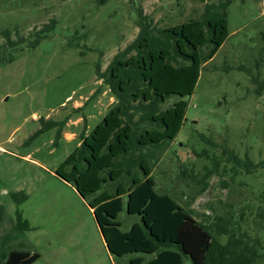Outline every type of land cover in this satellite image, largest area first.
<instances>
[{
  "label": "rangeland",
  "instance_id": "1",
  "mask_svg": "<svg viewBox=\"0 0 264 264\" xmlns=\"http://www.w3.org/2000/svg\"><path fill=\"white\" fill-rule=\"evenodd\" d=\"M218 1L0 0V45L4 30L18 28L25 36L50 19L57 21L51 36L35 49L13 52V62L0 64V251L37 253L32 264H130L136 257L151 258L111 255L86 201L55 175L77 141L60 137L53 145L57 127L33 135L44 122L65 125L75 120L81 115L73 109L75 102L85 103L87 98L84 107L94 105L91 98L100 93L96 89L106 87L97 85L95 67L105 70L137 37V8L160 29L199 19L207 5ZM226 12L229 36L202 65L194 94L183 98L188 107L182 127L171 144L156 152L152 174L160 193L173 196L196 220L208 217L209 222L225 225L254 245L252 264H264V89L256 94L248 73L264 78V0H232ZM179 99L170 96L161 109ZM80 129L81 124L72 131L79 134ZM225 149L257 167L234 177L223 174L224 165L230 168L221 156ZM204 150L219 161L220 174L207 179L202 190L203 167L210 166L197 155ZM183 168L196 178L183 176ZM18 192L26 195L19 205L11 197ZM16 211L28 223L27 230L14 228ZM117 220L122 231L140 222L125 209ZM184 264H191L188 257Z\"/></svg>",
  "mask_w": 264,
  "mask_h": 264
},
{
  "label": "trees",
  "instance_id": "2",
  "mask_svg": "<svg viewBox=\"0 0 264 264\" xmlns=\"http://www.w3.org/2000/svg\"><path fill=\"white\" fill-rule=\"evenodd\" d=\"M231 2L211 3L199 19L160 29H155L152 18L137 8V37L113 56L105 70L101 71L99 64L95 67L96 79L107 86L116 102L87 136L80 135V145L54 172L86 201L111 255L151 256L148 260L143 256L133 258L130 264H184V257L191 264H252L256 259L254 245L225 225L209 222L208 217L196 220L173 196L160 193L152 174L154 161H158L156 152L171 144L182 127L188 107L183 98L194 94L202 65L215 56L229 36L226 10ZM56 25V19H50L25 36L18 28L2 31L0 64L13 62V52L35 49L51 36ZM204 48L206 53H202ZM248 73L255 93L260 95L264 78ZM172 95L180 99L161 109ZM63 125L44 122L33 136L57 127L56 145ZM209 144L216 146L211 141ZM197 155L210 162L203 167L201 178L205 190L207 179L219 173L220 165L205 150ZM221 156L230 165L228 170L222 167L225 175L230 172L232 177L238 176L240 171L247 174L257 167L228 149L222 150ZM191 173L182 170L183 176L195 179ZM11 197L17 205L26 200L22 192ZM124 209L140 219L128 231H122L117 220ZM14 228H29L19 211ZM221 237H226L225 243L219 241ZM38 258L37 253L22 249L0 251V264H32Z\"/></svg>",
  "mask_w": 264,
  "mask_h": 264
},
{
  "label": "crops",
  "instance_id": "3",
  "mask_svg": "<svg viewBox=\"0 0 264 264\" xmlns=\"http://www.w3.org/2000/svg\"><path fill=\"white\" fill-rule=\"evenodd\" d=\"M97 85H101L100 87H102V82L101 80H96ZM96 91L100 92L96 97H90L91 101L94 105H90L87 104L85 107V103L88 102L89 100L87 98H84L83 102H75L74 103V107L73 109L75 111H77V114H81L79 116H77L75 118V120H70L68 119L67 122H65V125L62 128L61 131V137L62 139L71 142V141H77L75 148L78 147L81 143V138L80 135H84L87 136L89 134V132L102 120V118L105 116V114L108 112L109 108L116 102L115 98L111 95H107L109 92V89L106 87H104V89H96ZM95 91V92H96ZM91 106V107H90ZM84 108V109H83ZM84 110V111H83ZM96 120V121H95ZM93 121H95L94 123L95 126L94 127H90V123H92ZM81 124V129L79 134L77 132H73V126L79 127V125ZM72 128L70 131L68 130H64V127H69ZM79 135V136H78ZM78 136V137H77Z\"/></svg>",
  "mask_w": 264,
  "mask_h": 264
},
{
  "label": "built area",
  "instance_id": "4",
  "mask_svg": "<svg viewBox=\"0 0 264 264\" xmlns=\"http://www.w3.org/2000/svg\"><path fill=\"white\" fill-rule=\"evenodd\" d=\"M32 119L35 120V119H37V117L34 115Z\"/></svg>",
  "mask_w": 264,
  "mask_h": 264
}]
</instances>
